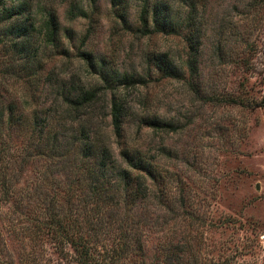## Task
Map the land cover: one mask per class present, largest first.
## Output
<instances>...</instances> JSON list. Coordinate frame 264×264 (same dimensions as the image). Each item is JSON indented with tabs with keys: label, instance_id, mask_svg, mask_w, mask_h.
<instances>
[{
	"label": "rangeland",
	"instance_id": "374dc122",
	"mask_svg": "<svg viewBox=\"0 0 264 264\" xmlns=\"http://www.w3.org/2000/svg\"><path fill=\"white\" fill-rule=\"evenodd\" d=\"M1 2L0 264H264V0Z\"/></svg>",
	"mask_w": 264,
	"mask_h": 264
},
{
	"label": "trees",
	"instance_id": "16d2710c",
	"mask_svg": "<svg viewBox=\"0 0 264 264\" xmlns=\"http://www.w3.org/2000/svg\"><path fill=\"white\" fill-rule=\"evenodd\" d=\"M0 4H4L1 2ZM1 6V5H0ZM17 16L20 13L16 14ZM77 91V95L72 97V99L66 100V110L68 113H74L75 117L73 119H80L82 117H87L96 113L97 105L101 102V91L99 90H88L83 86H80ZM4 93L0 94V121L3 119V110L5 109V102L3 100ZM264 102V101H263ZM94 113V114H95ZM112 115L114 116L116 126L121 124V118L126 116V113H123L122 107L116 109L114 107ZM155 132L161 131L162 129L169 128V126L161 125L157 121L151 123L150 126ZM109 151L107 150L106 154ZM103 166H106L105 161L102 163ZM150 190L145 185V179L143 176L138 177V194L142 198H147L149 196ZM74 248V256L68 255L67 257L71 258L74 262L77 261L78 264H121L120 256V246L110 247V249H105V251H100L97 249L95 243L87 242L86 245L81 246L80 242L72 243ZM103 250V249H102ZM142 251V248H140ZM132 260V258H131ZM130 260V261H131ZM33 264H42L39 260L34 261ZM52 264V263H51ZM131 264V263H128Z\"/></svg>",
	"mask_w": 264,
	"mask_h": 264
}]
</instances>
